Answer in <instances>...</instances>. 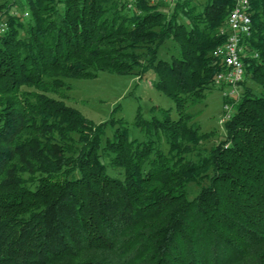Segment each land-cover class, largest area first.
I'll list each match as a JSON object with an SVG mask.
<instances>
[{
	"label": "trees",
	"instance_id": "1",
	"mask_svg": "<svg viewBox=\"0 0 264 264\" xmlns=\"http://www.w3.org/2000/svg\"><path fill=\"white\" fill-rule=\"evenodd\" d=\"M234 6L0 0V264H264V0L224 136L188 113L224 70ZM103 72L155 75L179 118L140 110L145 140H132L123 119L96 124L63 101L68 80Z\"/></svg>",
	"mask_w": 264,
	"mask_h": 264
},
{
	"label": "rangeland",
	"instance_id": "2",
	"mask_svg": "<svg viewBox=\"0 0 264 264\" xmlns=\"http://www.w3.org/2000/svg\"><path fill=\"white\" fill-rule=\"evenodd\" d=\"M175 52L172 44L166 45L165 50L162 49L160 52V58L169 61L171 54ZM155 80V75L140 78L107 72L101 73L97 79H72L67 81L71 90L64 92L63 101L96 124L105 123L112 118L123 119L128 124L131 139L143 141L145 135L135 126L140 110L147 120L153 117L161 119L159 109L171 110L172 119L179 118L174 102L153 86ZM54 97L59 99L58 96ZM230 101L229 104L233 106L234 103ZM224 106L222 91L215 85V89L207 94L205 101L190 108L188 113L194 116L193 122L200 126L202 132H215L216 137H222L224 124L221 121L225 117ZM215 141L216 138L205 144L204 148H211ZM163 147L166 149L165 144ZM196 191L197 189L192 190L194 194Z\"/></svg>",
	"mask_w": 264,
	"mask_h": 264
},
{
	"label": "built area",
	"instance_id": "3",
	"mask_svg": "<svg viewBox=\"0 0 264 264\" xmlns=\"http://www.w3.org/2000/svg\"><path fill=\"white\" fill-rule=\"evenodd\" d=\"M128 3V7L133 8L138 0H123ZM191 0H161V3L170 9L179 4L187 3ZM252 0H234V8L228 18L226 27L222 30L221 35L226 37L224 45L215 53L221 59L224 70L216 77V86L221 89L222 97L226 100H235L241 96V84L245 80V65L243 56L249 50L246 41L252 34V17H251ZM7 31V26L0 23V33ZM234 106L229 103L225 104V117L222 124H226L232 117Z\"/></svg>",
	"mask_w": 264,
	"mask_h": 264
}]
</instances>
